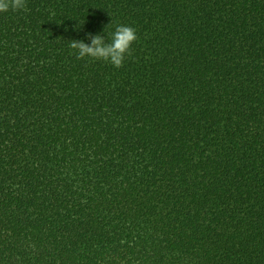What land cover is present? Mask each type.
<instances>
[{
    "label": "trees",
    "instance_id": "16d2710c",
    "mask_svg": "<svg viewBox=\"0 0 264 264\" xmlns=\"http://www.w3.org/2000/svg\"><path fill=\"white\" fill-rule=\"evenodd\" d=\"M0 264H264V0H0Z\"/></svg>",
    "mask_w": 264,
    "mask_h": 264
}]
</instances>
